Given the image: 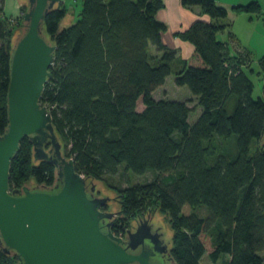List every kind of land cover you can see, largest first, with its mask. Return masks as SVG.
Instances as JSON below:
<instances>
[{"label":"trees","instance_id":"16d2710c","mask_svg":"<svg viewBox=\"0 0 264 264\" xmlns=\"http://www.w3.org/2000/svg\"><path fill=\"white\" fill-rule=\"evenodd\" d=\"M181 3L211 19L196 20L177 34L194 46L188 61L161 41L166 27L156 15L162 0H81L77 20L61 30L67 9L48 11L42 36L56 50L40 103L50 110L65 157L87 180L107 184L121 166L137 175L154 171L144 184L123 189L107 184L121 205L116 235L158 209L172 230L170 256L176 264H201L204 256L214 264H264V144L251 154L253 141L264 135V82L263 98L254 99L243 70L246 57L231 54L218 39L230 25L220 22L228 16L225 7L215 0ZM232 11L259 15L262 8L252 1ZM3 13L0 0V134L8 126L16 30ZM259 64L264 70V57ZM172 73L201 110L192 124L188 102L153 98ZM232 137L231 155L219 142ZM56 177L51 163L34 161L24 137L11 160L9 187L21 189L34 180V188H49ZM201 207L205 217L197 212ZM0 264H17L1 246Z\"/></svg>","mask_w":264,"mask_h":264},{"label":"water","instance_id":"95a60500","mask_svg":"<svg viewBox=\"0 0 264 264\" xmlns=\"http://www.w3.org/2000/svg\"><path fill=\"white\" fill-rule=\"evenodd\" d=\"M61 1L28 0L25 27L11 52L8 126L0 134L2 252L13 253L17 264H152L151 258L166 254L171 247L172 230L165 223L166 215L157 211L152 219L153 228L162 235L151 232L147 219L128 231L126 241L106 231L118 207L114 192L102 181L87 180L76 172L74 160L62 153L50 111L40 103L56 50L42 36V22ZM24 137L32 144L34 161H46L56 168L55 191L46 192L44 186L9 187L11 160ZM45 144L50 146L48 151ZM130 225L131 229L134 223ZM145 241L150 247H145ZM167 262L176 264L170 250Z\"/></svg>","mask_w":264,"mask_h":264},{"label":"rangeland","instance_id":"374dc122","mask_svg":"<svg viewBox=\"0 0 264 264\" xmlns=\"http://www.w3.org/2000/svg\"><path fill=\"white\" fill-rule=\"evenodd\" d=\"M222 5L227 8L237 6V5H246L252 1H256L260 4L262 8V13L259 15H252L248 13H238L233 14L234 16L230 19V15H228L225 19H222L221 22L229 23L230 25L223 31L218 34V39L228 43L231 54L233 55H243L246 57L247 65L243 67L244 72L249 77V79L253 83V93L252 97L254 99L263 98V82H264V70H262L259 60L264 57V0H220ZM63 7L67 9V14L64 19L60 23L59 29L67 28L70 25L74 24L77 20V15L81 10V0H62L59 4L55 5V8ZM229 6V7H228ZM29 9L28 0H4V13L1 15L2 17H7L10 22L16 28L14 32L13 42L17 38V35H22L23 28L25 27L23 15ZM204 16L208 17L204 14ZM202 18H200L201 20ZM204 20V19H203ZM47 40H50L48 35L44 33ZM1 44V42H0ZM53 44V43H51ZM150 52L155 53L153 48L149 49ZM252 70V71H251ZM175 77L173 73L170 77H167V81L165 83L164 89L167 92L166 100L176 101L182 100V93L178 92L179 87L176 86ZM178 87V88H177ZM184 89L188 91V88L184 86ZM179 94V95H178ZM194 103L191 102V105ZM49 110V109H48ZM50 111V110H49ZM199 112L197 110L192 109L189 116V123L192 124L198 118ZM220 145L223 147L225 152L229 154L235 153V137H232L226 141H220ZM264 144V135L260 138V140L253 141L251 145V154L255 153L259 147ZM36 162V161H35ZM154 171H148L143 175H137L129 170H125L124 166H121L118 172L115 175L108 177L107 184L111 186H117L120 189L126 188L128 186H132L135 184H144L150 182L154 178ZM104 186L108 187V185L103 182ZM26 186L28 187H36L37 184L34 180H30ZM111 190V189H110ZM113 191V190H111ZM115 199L117 201L118 207L115 215V221L119 218V212L121 209V205L117 198V193L115 191ZM152 211V210H151ZM157 211L160 215H165L161 213L158 209L153 210V218L155 217ZM197 212L202 217H205L207 214L206 208L201 207L197 209ZM134 223L132 220L130 224ZM165 223L171 229L168 218L166 216ZM131 226V225H130ZM130 226L127 227L130 229ZM123 233V231H121ZM120 236V235H117ZM172 240V235L170 237ZM171 248V247H170ZM169 248V250H170ZM264 257V252L261 254ZM225 259H229L228 256H224ZM201 264H214L210 261L207 256H204ZM221 264V262L217 263Z\"/></svg>","mask_w":264,"mask_h":264},{"label":"crops","instance_id":"0c3cea01","mask_svg":"<svg viewBox=\"0 0 264 264\" xmlns=\"http://www.w3.org/2000/svg\"><path fill=\"white\" fill-rule=\"evenodd\" d=\"M215 1L218 5L225 7L224 5L221 4L222 2L220 0H215ZM162 2L164 3V8L160 10L156 15L157 20L162 24H164L166 27V30L161 34V41L163 45H165L168 49L174 50L177 53V57L179 58V60L188 61L194 52V46L189 41L181 39L177 34L179 32L187 30L196 20H200V18H202L201 20L204 19L203 21L206 22H211V19L209 17L204 16V14L201 12L199 7H190V8L183 7L181 0H162ZM225 8L228 10V15L231 16L230 19H232V17L234 16L232 7L230 8L225 7ZM223 24H228V23H223ZM166 81L167 78L165 80V83ZM165 83L163 86L159 87L153 92V98L156 101L159 100L169 101L166 100V98H164L167 95V92L164 89ZM178 92H181L182 97L184 98L182 100H176V101L188 102L187 103L188 107L191 108V110L192 109L197 110L200 114L201 110L197 105V101L195 97L190 93V91L189 90L187 91L186 89H184V87H179ZM191 102H193L194 104L191 105Z\"/></svg>","mask_w":264,"mask_h":264},{"label":"flooded vegetation","instance_id":"af4514ba","mask_svg":"<svg viewBox=\"0 0 264 264\" xmlns=\"http://www.w3.org/2000/svg\"><path fill=\"white\" fill-rule=\"evenodd\" d=\"M44 148H45V150L46 151H48L49 149H50V146L48 145V144H45L44 145ZM62 153H63V150H62ZM64 154V153H63ZM57 185V182L55 181V184L53 185V187H49V188H47V187H44V188H42L44 191H46V192H53V191H55V186ZM89 185V184H88ZM88 188H89V186H88ZM94 196H96V197H98L96 194H95V192H94ZM105 211V210H104ZM116 214V213H115ZM153 213H152V211L151 210H149L148 212H146V213H143V214H141L140 216H138L135 220H134V225L132 226V228L131 229H124L123 228V233L122 232H120L119 234H120V237H121V239L123 240V241H126L127 240V238H128V231L129 230H132V231H134V229H135V227H136V225H137V223L139 222V221H142V220H145V219H147L148 220V222H149V224H150V226H151V232L152 233H155V232H158V233H160L157 229H154L153 228V226H152V219H153ZM116 217H117V215H116ZM106 222H109V221H106ZM112 223L110 224V227H109V229H106V231H111L113 234H115L116 235V230H118V228H121L120 226V224H118V223H115V217L112 219V221H111ZM119 234H117V235H119ZM161 234V233H160ZM162 235V234H161ZM161 239H162V236H161ZM163 240V239H162ZM164 242V241H163ZM150 243H149V241H145V247L146 248H148V247H150V245H149ZM165 244V243H164ZM168 247V246H167ZM129 251V250H128ZM139 251V249L137 250V251H135V253H137ZM131 252V251H130ZM168 252H169V249H168V251H167V253L166 254H162V255H156L155 257H153V258H151V263L152 264H168V262H167V259H168Z\"/></svg>","mask_w":264,"mask_h":264},{"label":"built area","instance_id":"2783aa9c","mask_svg":"<svg viewBox=\"0 0 264 264\" xmlns=\"http://www.w3.org/2000/svg\"><path fill=\"white\" fill-rule=\"evenodd\" d=\"M120 235V234H119ZM117 236V235H116ZM118 237H120V236H118Z\"/></svg>","mask_w":264,"mask_h":264}]
</instances>
